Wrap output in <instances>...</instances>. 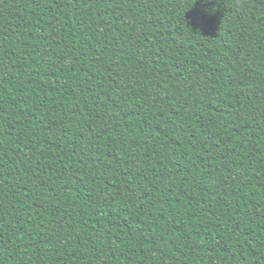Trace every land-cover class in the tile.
Listing matches in <instances>:
<instances>
[{"label":"trees","instance_id":"obj_1","mask_svg":"<svg viewBox=\"0 0 264 264\" xmlns=\"http://www.w3.org/2000/svg\"><path fill=\"white\" fill-rule=\"evenodd\" d=\"M0 264H264V0H0Z\"/></svg>","mask_w":264,"mask_h":264}]
</instances>
